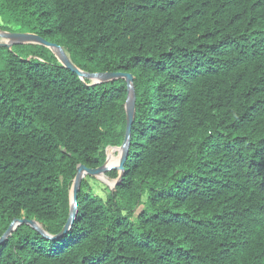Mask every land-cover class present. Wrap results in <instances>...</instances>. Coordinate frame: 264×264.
I'll return each mask as SVG.
<instances>
[{
  "label": "trees",
  "instance_id": "trees-1",
  "mask_svg": "<svg viewBox=\"0 0 264 264\" xmlns=\"http://www.w3.org/2000/svg\"><path fill=\"white\" fill-rule=\"evenodd\" d=\"M0 30L135 91L121 182L102 197L84 176L67 233L20 224L0 264H264V0H0ZM127 96L45 46L0 47V236L21 218L61 232Z\"/></svg>",
  "mask_w": 264,
  "mask_h": 264
},
{
  "label": "water",
  "instance_id": "water-1",
  "mask_svg": "<svg viewBox=\"0 0 264 264\" xmlns=\"http://www.w3.org/2000/svg\"><path fill=\"white\" fill-rule=\"evenodd\" d=\"M15 44H39L49 48L58 62L69 69L73 73L77 74L80 80L85 81L88 80L90 83L88 85H95L106 81L116 80L118 78H124L127 83L128 96L125 102V112H126V131L124 139L120 146H110L111 148H119V163L115 166H107L106 162L108 159V155L106 154L105 162L97 167V168H87L84 165H78L77 173L73 179L70 191V212L68 219L63 226L60 233L57 235H51L42 227L35 219H14L6 231L0 236V245L7 239V237L16 229V227L20 224H25L32 227L39 234L44 236L47 239H58L67 233V231L72 227V223L75 219L77 213V193L80 188L81 179L90 175L101 181H103L109 189H115L117 184H119L124 175V163L127 156V146L129 145V141L131 138V127L133 124V116H134V108H135V91L132 85L133 76L129 73H120V72H86L82 71L78 67H76L70 60L68 54L64 51V49L56 43H51L46 41L42 37L37 34L32 33H18V32H10L5 30H0V47H7L9 49L12 48ZM112 170H116L118 172L117 178L111 183L106 179V173Z\"/></svg>",
  "mask_w": 264,
  "mask_h": 264
},
{
  "label": "rangeland",
  "instance_id": "rangeland-1",
  "mask_svg": "<svg viewBox=\"0 0 264 264\" xmlns=\"http://www.w3.org/2000/svg\"><path fill=\"white\" fill-rule=\"evenodd\" d=\"M88 81V80H87ZM88 83H90V81H88ZM109 147H106V149H105V152H106V154H107V149H108ZM116 154L118 155V152H116ZM115 156V153L112 155V158ZM106 179L107 180H109L111 183L115 180V178H110V177H108L107 176V173H106ZM96 180L99 182V183H97V182H93V181H91V185H92V187H93V191H94V193L96 194V195H100V196H102V197H105V195H106V190H105V188H104V186H106V184L103 182V181H101V180H99V179H97L96 178ZM143 198H145V196L143 197ZM41 226V225H40ZM42 227V226H41ZM42 229H44L43 227H42Z\"/></svg>",
  "mask_w": 264,
  "mask_h": 264
},
{
  "label": "bare ground",
  "instance_id": "bare-ground-1",
  "mask_svg": "<svg viewBox=\"0 0 264 264\" xmlns=\"http://www.w3.org/2000/svg\"><path fill=\"white\" fill-rule=\"evenodd\" d=\"M113 151L118 152V155L116 154V156L112 158ZM107 155H108V159H107V162H106L107 166H111L115 162H117V164L119 163V148H111V147H109L107 149Z\"/></svg>",
  "mask_w": 264,
  "mask_h": 264
}]
</instances>
